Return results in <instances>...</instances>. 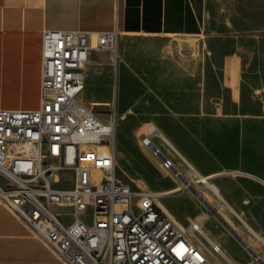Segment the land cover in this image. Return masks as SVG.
I'll list each match as a JSON object with an SVG mask.
<instances>
[{"label":"built area","instance_id":"obj_1","mask_svg":"<svg viewBox=\"0 0 264 264\" xmlns=\"http://www.w3.org/2000/svg\"><path fill=\"white\" fill-rule=\"evenodd\" d=\"M117 39L116 29L43 31L39 106L0 107V203L65 264H207L193 240L205 237L203 218L197 216L183 229L157 205L144 182L132 186L118 178L115 118H101L78 99L89 53L114 50ZM154 135L150 127L140 143L181 181L170 192L190 189L208 207L207 197L195 191L198 173L187 174L192 167L186 161L180 170L153 142ZM227 173L246 174L220 171L210 177ZM53 188H60V195H53ZM104 203L114 207L110 230L101 229L96 217ZM62 206L71 207L68 222L54 209ZM86 217L89 227H80ZM236 236L250 253V262L264 264V239L257 237L252 244ZM210 245L223 258L218 246Z\"/></svg>","mask_w":264,"mask_h":264},{"label":"crops","instance_id":"obj_2","mask_svg":"<svg viewBox=\"0 0 264 264\" xmlns=\"http://www.w3.org/2000/svg\"><path fill=\"white\" fill-rule=\"evenodd\" d=\"M45 29H116L118 34L169 38L205 35L208 41L219 35L208 25L207 0H0V107L39 106ZM97 51L89 53L86 70V81L94 77L96 82L92 99L101 98L103 89L109 94L110 88L99 84L92 71ZM217 54L218 64L212 62L196 76L201 92L194 107L188 109L187 100L170 101L155 94L151 109L173 114L177 122L156 125L201 173H246L214 179L229 211L264 235V102L255 93L260 88L245 76L240 48L211 47L210 55ZM171 154H176L173 149ZM223 177L232 188L218 182ZM210 237L220 242L217 235ZM0 264L65 262L0 203Z\"/></svg>","mask_w":264,"mask_h":264},{"label":"rangeland","instance_id":"obj_3","mask_svg":"<svg viewBox=\"0 0 264 264\" xmlns=\"http://www.w3.org/2000/svg\"><path fill=\"white\" fill-rule=\"evenodd\" d=\"M207 17L209 27L213 32H219L209 41L205 35L197 39L118 34L114 50L95 52L96 62L92 71L99 84L110 85L109 94L103 89L101 98L92 99L94 95L90 93L96 89V82L94 77L86 81L88 64L85 66V89L78 94V99L91 106L101 118H115V148L119 153L116 155L115 172L118 178L132 186L142 181L154 191L168 189L181 182L171 171L161 167L160 161L140 143V137L147 132L151 123L170 125L177 122L173 114L154 113L151 103L155 94L170 101L187 100L188 109L195 106L194 101L201 92L196 87V76L202 69L209 68L212 62L218 64L221 58L219 54L210 55L211 47L240 48L245 60L242 63L245 76L249 83L260 88L255 93L264 102V0H207ZM250 50H253V55ZM95 101L99 104H93ZM152 140L172 157L180 170H185L184 161L171 154L169 145L158 135H154ZM218 182L232 188L228 177L218 179ZM200 186L197 184L195 187L206 194L209 202L215 203L217 196ZM157 198L174 213L184 229L189 227L201 210H208L190 189ZM157 198L155 201L158 205ZM56 210L65 214L66 222L71 220V207L62 206ZM220 210L228 221L224 223L210 213L203 228L210 235L218 236L225 252L236 264H259L250 262V253L230 230L228 223L236 227L247 241L255 244L251 233L228 209ZM84 219L90 222V217ZM193 240L208 257L207 264H226L218 253L212 254L211 245L205 237L196 235Z\"/></svg>","mask_w":264,"mask_h":264},{"label":"bare ground","instance_id":"obj_4","mask_svg":"<svg viewBox=\"0 0 264 264\" xmlns=\"http://www.w3.org/2000/svg\"><path fill=\"white\" fill-rule=\"evenodd\" d=\"M83 89H85V85L83 87ZM83 91V90H82ZM93 104H99L98 101L93 102ZM91 104V105H93ZM131 111V110H130ZM124 115V114H123ZM122 115V116H123ZM153 127L155 129V131L157 132L158 136L167 144L169 145L173 151L176 152V154L182 159V160H186L184 155L173 146L172 142L170 141V139L157 127L156 124L151 123L149 125V128ZM117 154L119 155V153L117 152ZM119 159V158H117ZM188 164L191 165V169L188 170L186 173L190 174V173H198V177H199V184L201 185L200 187L203 188H207L209 191H211L212 193H214L217 196V200L215 201V203H207L206 206H208L209 211L211 212V214H214L216 216H218V218H220V220H222V222H227V216L222 212V210L220 209H228L231 211L230 206L228 205L225 197L222 195L221 191L219 190V186L217 183V180H215V177H210V175H206L204 173H201L190 161H186ZM174 187V186H173ZM168 188V189H164V190H154L153 194L155 196V199L159 196L162 195H167L170 194L172 192L171 189L173 188ZM196 192H200V188H196L195 190ZM204 195V197H206V194L204 192H200ZM53 195H60V188H53ZM209 198V197H208ZM207 199V198H206ZM158 201V205L161 209H163V211L165 213H167L174 221H176L181 228L184 229V226H182V224L180 222L177 221L174 213L162 202V200L160 198H157ZM239 220L241 221V223L247 228V230L249 231V233H251L252 237L255 239L257 237H260L262 239H264V235L258 233L257 231H255V229L249 225L242 216H239L237 214H235ZM113 216H114V207L112 203H104V204H100L98 209H96V217L98 218L99 221V225H101V229L103 230H110V225L113 222ZM197 216H201L203 218V224L206 218H208L209 216L206 213H201ZM229 225V223H228ZM230 226V230H232L236 235H241L242 233L234 226L229 225ZM80 227H89V222H87L86 220H80ZM203 235L205 236V238L208 240V242L213 243L215 245L218 246V252L223 256V258L228 262V263H234V260L225 252L224 248L222 247V244L219 241H215L213 238L210 237V235L206 232L205 229H203ZM243 237V236H242ZM245 239V238H244ZM212 254H214L213 250L211 251ZM206 262L208 263V257H205ZM220 261V260H218ZM249 263V262H248Z\"/></svg>","mask_w":264,"mask_h":264}]
</instances>
